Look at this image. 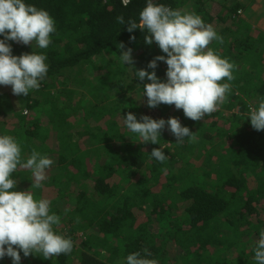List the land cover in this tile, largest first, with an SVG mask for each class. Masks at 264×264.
Segmentation results:
<instances>
[{
    "label": "trees",
    "instance_id": "obj_1",
    "mask_svg": "<svg viewBox=\"0 0 264 264\" xmlns=\"http://www.w3.org/2000/svg\"><path fill=\"white\" fill-rule=\"evenodd\" d=\"M26 2L56 21L52 43L35 49L47 55L49 71L18 106L0 98V131L17 138L25 158L36 148L54 160L43 187L32 191L51 201V211L61 216L57 230L74 247L48 260L21 253V264H121L144 249L159 264H255L252 249L264 230V130H255L246 113L248 103L264 96V32L250 23L249 4L158 0L213 25L221 40L209 47L235 65L225 101L193 121L174 105L149 108L142 91L150 81L120 63L121 42L132 48L137 69L166 55L145 43L146 32L129 33L116 21L121 15L138 21L145 0L127 6L122 0ZM9 43L14 55L33 51ZM166 67L158 62L155 69L162 80ZM8 88L0 86V93ZM129 112L138 119L178 117L196 141L176 143L166 126L159 144L169 159L159 163L149 154L160 145L142 143L124 128L122 116ZM13 178L15 190L31 188L30 170L18 168ZM0 264L12 260L6 256Z\"/></svg>",
    "mask_w": 264,
    "mask_h": 264
},
{
    "label": "clouds",
    "instance_id": "obj_2",
    "mask_svg": "<svg viewBox=\"0 0 264 264\" xmlns=\"http://www.w3.org/2000/svg\"><path fill=\"white\" fill-rule=\"evenodd\" d=\"M124 6L130 0H122ZM116 21L127 25L129 33L140 29L146 32L145 43H155L166 55H158L147 65V69L134 66L133 50L119 43L120 63L135 70V78L150 81L143 84L142 98L147 106L156 108L161 104L174 105L182 109L184 116L193 121L217 111L231 92L230 82L234 79L235 65L228 58L209 47L212 41L221 40L213 25L196 13L173 9L158 0H145L138 21L123 15ZM56 21L46 9L39 8L26 0H0V86H11L16 96H28L39 90L41 81L49 71L47 55L35 49H47L56 32ZM130 41L136 37L130 36ZM9 41L31 45V53L14 55ZM158 62L167 65L166 79H161L155 69ZM139 86V85H138ZM246 120L257 130H264V96L248 103ZM124 128L138 135L142 143L159 144L162 130L175 137L176 143L196 141V132L183 126L178 117L154 119L142 115L138 119L132 112L122 116ZM160 145V144H159ZM150 157L159 163L169 159L163 146L153 148ZM54 160L36 148L26 158L16 137L0 131V260L10 257L12 264H21L22 256H41L48 260L61 254H69L74 241L60 233L61 216L51 211L48 198H36L32 189H40L47 180V172ZM18 168L31 172V188L15 190L18 181L13 173ZM255 264H264V230L258 234L253 246ZM148 249L128 254L121 264H159L149 258Z\"/></svg>",
    "mask_w": 264,
    "mask_h": 264
},
{
    "label": "rangeland",
    "instance_id": "obj_3",
    "mask_svg": "<svg viewBox=\"0 0 264 264\" xmlns=\"http://www.w3.org/2000/svg\"><path fill=\"white\" fill-rule=\"evenodd\" d=\"M213 1L217 4H220V5H228V4L231 5L232 3H234L237 0H213ZM245 1H246V4H249V10L246 13V15H248V19L250 20V23L254 24V30L257 33L258 32L259 33L264 32V0H252V2L248 1V0H245ZM234 4H232V5H234ZM243 13L244 12L241 11L240 14H241V16L244 17L245 14H243ZM241 77H243V75ZM2 92H4V94L0 93V98L5 97V98H2V100L4 102L13 101V102L17 103V106H18L17 101L20 100L21 98H24V96H22V95H20V96L14 95L12 93V89H10V88L4 89ZM41 121H42V124H44V125L48 124V117H46V116L41 117Z\"/></svg>",
    "mask_w": 264,
    "mask_h": 264
}]
</instances>
